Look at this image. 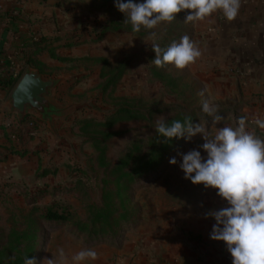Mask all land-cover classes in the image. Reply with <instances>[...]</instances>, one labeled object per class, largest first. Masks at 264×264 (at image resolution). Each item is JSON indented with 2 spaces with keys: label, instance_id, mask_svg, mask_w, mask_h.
Returning <instances> with one entry per match:
<instances>
[{
  "label": "rangeland",
  "instance_id": "obj_1",
  "mask_svg": "<svg viewBox=\"0 0 264 264\" xmlns=\"http://www.w3.org/2000/svg\"><path fill=\"white\" fill-rule=\"evenodd\" d=\"M29 2L31 7L39 2L40 11L39 17L30 14V24L35 25V19H39L42 36L47 38L44 45L53 48L57 55L45 51L49 64L43 74L62 78L56 90V101L70 107L71 112L56 119L55 131L32 114L19 120L15 113L8 114L7 109L8 119L5 115L0 117V157L5 158L0 161V243L5 242L13 225L23 224L37 207L39 211H35L33 217L40 225L38 248L32 258L37 264H42L45 258L53 259V253L58 255L59 248H63L69 258L66 264H72L70 257L85 248L94 249L99 256L81 264H117L121 259L125 264H134L139 258L154 259L152 264H181L189 252L203 254L200 242L205 235L197 230V216L200 209L209 207L201 194L204 185L185 179L180 167L181 154L191 150H198L207 158L200 147L205 142L202 134L190 141L177 138L165 151L163 163L144 175L131 179L110 173L134 141L157 133L158 120L167 123L182 112L189 114L193 124L202 123L211 132L216 127L237 122L238 102L230 99L228 77L224 86L218 84L217 71L213 68L205 71L198 60L184 69L174 65L157 67L151 62L156 55L153 43L166 49L184 35L195 41L191 29L194 22L185 23L188 10L178 13L171 23L162 22L156 29L142 26L145 32L138 34L109 26L112 20H126V15L115 6V0ZM153 31L155 37L151 35ZM99 57L107 58L110 65L121 61L127 65L118 82L106 89L103 88L105 78L101 77L103 64L96 61ZM27 66L33 65L24 63L15 75L16 81ZM158 73L170 75L173 84L165 86L157 78ZM13 86L9 87L8 95ZM222 87H225L223 91ZM122 97L135 99L140 109L156 111L110 126L82 128L81 121L87 119L108 124L107 119ZM205 100L218 106V114L225 117L218 125L203 113L202 101ZM95 128L116 133L105 142V158L111 165L108 168L99 165L97 146L86 136ZM147 148L144 145V151ZM172 158L177 164L170 163ZM46 170L48 173L43 174ZM104 187L122 190L119 197L112 195L120 214L112 217V227L106 232L80 231L77 222L88 219L89 205H102ZM50 206L68 213L71 218L43 221L39 217Z\"/></svg>",
  "mask_w": 264,
  "mask_h": 264
},
{
  "label": "clouds",
  "instance_id": "obj_2",
  "mask_svg": "<svg viewBox=\"0 0 264 264\" xmlns=\"http://www.w3.org/2000/svg\"><path fill=\"white\" fill-rule=\"evenodd\" d=\"M115 6L126 15L124 23H131L133 32H140L142 26L152 30L162 22L175 21L183 10H192L185 23L204 21L218 10L231 21L239 13L241 0H144L142 3L115 0ZM151 35L155 37L156 33L153 31ZM152 49L156 55L151 62L157 67L174 65L184 69L202 55L188 35L181 37L179 42L173 41L166 49L153 43ZM202 111L213 118L214 125L225 119L218 114V106L210 105L206 100L202 101ZM251 123L264 130V118H254ZM248 124L247 117H240L238 126L223 125L211 132L202 123L193 124L191 117H185L183 123L174 120L170 125L158 120L155 128L168 140L186 138L190 141L202 134L205 142L200 147L207 153V158L202 157L200 151L191 150L181 154L180 167L185 179L217 189V194L230 205L210 211L205 218L215 219L210 238L226 243L232 264H264V138ZM170 163L175 165L177 160L172 158ZM57 252L58 255L53 253L54 258H45L42 264H66L69 258L65 250L59 248ZM98 256L94 249L85 248L72 255L70 260L72 264H81L96 260ZM24 264H37V260L25 257ZM117 264H125V261L121 259Z\"/></svg>",
  "mask_w": 264,
  "mask_h": 264
},
{
  "label": "crops",
  "instance_id": "obj_3",
  "mask_svg": "<svg viewBox=\"0 0 264 264\" xmlns=\"http://www.w3.org/2000/svg\"><path fill=\"white\" fill-rule=\"evenodd\" d=\"M38 5L32 6L29 0H0V117L8 119L5 99L16 73L22 69L29 53L28 42L37 40L42 28L30 24L31 13L40 16ZM192 10H188V15ZM31 22H35L31 20ZM40 24V23H39ZM202 55L198 60L200 67L215 69L218 84L230 81V99L237 101L235 111L237 122L247 117L250 129L264 138V130L251 123L254 118H264V0H241L237 17L227 20L222 11L214 12L204 21H194L191 26ZM46 52L39 58L46 64ZM222 91L225 87H222ZM8 114L13 116V113ZM230 124V126H238ZM214 188L203 186L201 194L206 209H200L197 216V230L204 233L201 248L203 254L189 252L181 264H232V257L226 243L207 237L216 223L212 217H206L209 210L218 211L230 207L228 202L217 194ZM214 199H219L212 203ZM208 201V204L206 203ZM213 219V222L211 220ZM147 261V262H146ZM154 259H136L134 264H152ZM162 264H171L162 263Z\"/></svg>",
  "mask_w": 264,
  "mask_h": 264
},
{
  "label": "trees",
  "instance_id": "obj_4",
  "mask_svg": "<svg viewBox=\"0 0 264 264\" xmlns=\"http://www.w3.org/2000/svg\"><path fill=\"white\" fill-rule=\"evenodd\" d=\"M125 20H112L109 26H113L115 30H129L132 31L131 23H124ZM106 32V31H105ZM133 32V31H132ZM145 31L135 32L143 34ZM46 37L41 36L37 40H32L27 43L29 46V53L25 59V64L33 65L37 67L42 73L47 68V64L39 58V55L46 50L52 52L53 56H57L54 53L53 48L46 47ZM53 39V41H55ZM97 62L102 63L101 77L105 78L103 88L115 84L125 74L127 65L124 61L117 63L116 65H110V62L105 57H99ZM157 78L165 84L170 86L174 80L170 75L158 73ZM16 80L12 81L10 87L14 85ZM153 108H149L146 111L137 107L135 99L122 97L118 103L117 109L107 119L108 124L97 122L93 120H83V129L89 126L100 127L114 125L120 121H128L141 117L149 116V114L155 112ZM189 114L183 115L179 113L178 117L170 119L167 124H171L172 121L178 120L181 123L184 122L185 117ZM85 126V127H84ZM115 132H108L102 129H94L91 132H87L89 140L95 143L99 154L97 156L99 165L104 167H110V163L106 161V146L105 142L113 137ZM177 138L163 137L156 133L147 139L136 140L133 142L127 152L121 156L116 165L110 169L111 175H118V177H130L131 179L137 175H144L151 170L156 169L165 159V151L169 150ZM167 141V142H165ZM144 145L148 148L144 151ZM4 157H0V161L4 160ZM48 173V170L43 174ZM130 180V179H129ZM131 181V180H130ZM103 203L101 206L89 205V217L86 221L77 222V227L80 231L86 230L106 232L108 228L112 227V217L120 214L115 207V203L112 201V195L120 196L121 189H106L103 188ZM40 192V191H39ZM43 192V191H42ZM31 203V201H30ZM37 209V210H36ZM35 211H39L37 207L31 210V213L26 217L25 222L19 225H13L6 234V240L4 243H0V264H24L25 257L32 259L34 257L37 247V237L39 230V221L33 217ZM40 219L47 221H67L71 217L64 211L54 209L53 206L48 207L39 217ZM87 222H90L88 225ZM1 237V235H0Z\"/></svg>",
  "mask_w": 264,
  "mask_h": 264
},
{
  "label": "water",
  "instance_id": "obj_5",
  "mask_svg": "<svg viewBox=\"0 0 264 264\" xmlns=\"http://www.w3.org/2000/svg\"><path fill=\"white\" fill-rule=\"evenodd\" d=\"M61 77L45 76L37 67L27 66L11 89L5 105L19 120L34 115L55 131L56 119L66 117L71 108L56 101Z\"/></svg>",
  "mask_w": 264,
  "mask_h": 264
}]
</instances>
